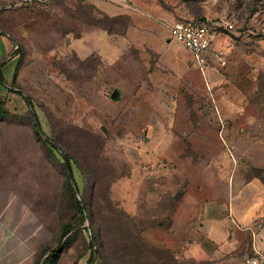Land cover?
Returning <instances> with one entry per match:
<instances>
[{
    "label": "rangeland",
    "instance_id": "rangeland-1",
    "mask_svg": "<svg viewBox=\"0 0 264 264\" xmlns=\"http://www.w3.org/2000/svg\"><path fill=\"white\" fill-rule=\"evenodd\" d=\"M103 1L120 12L93 0H0V264H89L93 236L102 254L90 264H116L97 187L104 194L111 180L112 203L147 243L174 254L165 264H203L184 255L185 236H167L172 216L211 193L215 170L232 169L225 126L247 112L233 119L229 100L243 107L256 88L264 114V0ZM98 11L118 17L114 33L89 23L103 20ZM184 20L207 23L224 65L194 63L168 31ZM47 143L73 156L84 199L73 188L74 198L92 216L77 212ZM252 172L264 184L263 168Z\"/></svg>",
    "mask_w": 264,
    "mask_h": 264
},
{
    "label": "crops",
    "instance_id": "crops-1",
    "mask_svg": "<svg viewBox=\"0 0 264 264\" xmlns=\"http://www.w3.org/2000/svg\"><path fill=\"white\" fill-rule=\"evenodd\" d=\"M93 1L107 14L120 12L118 6L103 0ZM255 71L252 69L249 74L254 83L258 79ZM255 91L256 88L252 90L251 100L246 99L247 106L241 107L242 99L240 103L231 99L228 102L229 116L233 119L247 112L242 122L224 125L233 154L229 161L232 169L215 170L207 177L211 193L201 200L194 198L181 204L180 214L172 216L171 232L167 236H185L181 241L184 255L203 264H246L244 256L264 253V184L252 172V167L261 166L264 174V163L260 164L264 162V114ZM219 159L217 156L213 160ZM185 194L186 190L183 197ZM194 207L196 211L192 210ZM242 237L247 238L244 244Z\"/></svg>",
    "mask_w": 264,
    "mask_h": 264
},
{
    "label": "trees",
    "instance_id": "trees-1",
    "mask_svg": "<svg viewBox=\"0 0 264 264\" xmlns=\"http://www.w3.org/2000/svg\"><path fill=\"white\" fill-rule=\"evenodd\" d=\"M99 12V11H98ZM103 20L92 18L90 19V24L98 27L102 30L107 31L108 33H114L112 27H110L109 23L113 22L118 17H110L105 13L99 12ZM184 21H191V20H184ZM195 22V21H194ZM0 35H4L3 33H0ZM0 83L4 84L2 80V73L0 71ZM7 115V111L4 109L3 102L0 100V120H3L4 117ZM39 126V125H37ZM34 135L35 132H34ZM44 141V140H43ZM56 145V140L53 141ZM47 145L52 150H56L52 145ZM59 149L56 150L57 155L56 159L63 165V167L66 170V175L68 177L69 183H68V190L70 195L74 198L73 194V188L75 189L76 193L81 196L82 198V190L80 189V186L78 182L75 179L74 172H73V163H75V160L73 156L64 151L61 146H58ZM83 178V177H82ZM98 178V177H97ZM97 182V179L95 183ZM113 183L111 180L108 183V190L103 194L102 192V184L101 182L98 183V193L102 195V200L104 202V205L106 206V211L108 212L109 216L107 215L109 222L111 224V227L114 229L115 234V242H116V250L114 254V259L116 264H165V256H169L171 254L172 257H174V254H172L169 250H160L153 246H151L147 241L143 239V235H141V228L137 226V223L133 220L131 215H129L124 208H122L120 205L113 204L110 197H109V190L111 187H109V184ZM112 185V184H111ZM75 207L77 212L82 218H85L86 213L90 216H92V212L86 208V206H82L80 202L74 198ZM106 217V218H107ZM91 222L94 220L91 219ZM92 224V223H91ZM68 233V230H64L59 236H65ZM99 238L100 236H93L91 241V255L89 259V264L93 261L94 257L101 252L102 254V243H99V249L94 248V243H96V238ZM56 248H52L51 255H54V251ZM169 254V255H168ZM253 255V254H251ZM49 255L47 256V258ZM44 261V264H49Z\"/></svg>",
    "mask_w": 264,
    "mask_h": 264
},
{
    "label": "built area",
    "instance_id": "built-area-1",
    "mask_svg": "<svg viewBox=\"0 0 264 264\" xmlns=\"http://www.w3.org/2000/svg\"><path fill=\"white\" fill-rule=\"evenodd\" d=\"M224 28L231 30L233 24L224 22ZM169 34L180 45L187 49L193 57L194 63L201 67L207 68L213 63L212 56H217V63L224 65L225 61L215 55L212 49V43L215 34L205 22L180 21L168 27ZM246 264H264V253L257 252L253 255H246L243 258Z\"/></svg>",
    "mask_w": 264,
    "mask_h": 264
},
{
    "label": "water",
    "instance_id": "water-1",
    "mask_svg": "<svg viewBox=\"0 0 264 264\" xmlns=\"http://www.w3.org/2000/svg\"><path fill=\"white\" fill-rule=\"evenodd\" d=\"M115 94H116V91H113V92L111 93L110 97H111V98H114ZM31 108H32V107H31ZM33 113H34V111H33ZM52 144H53V143H52ZM53 146H54V145H53Z\"/></svg>",
    "mask_w": 264,
    "mask_h": 264
}]
</instances>
